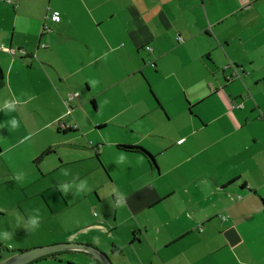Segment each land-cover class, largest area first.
Segmentation results:
<instances>
[{
  "label": "crops",
  "instance_id": "crops-1",
  "mask_svg": "<svg viewBox=\"0 0 264 264\" xmlns=\"http://www.w3.org/2000/svg\"><path fill=\"white\" fill-rule=\"evenodd\" d=\"M0 66V161L27 138L43 143L29 164L63 159L64 143L111 178L116 220L65 241L114 264H264V0H0ZM64 254L28 264H101Z\"/></svg>",
  "mask_w": 264,
  "mask_h": 264
},
{
  "label": "rangeland",
  "instance_id": "rangeland-1",
  "mask_svg": "<svg viewBox=\"0 0 264 264\" xmlns=\"http://www.w3.org/2000/svg\"><path fill=\"white\" fill-rule=\"evenodd\" d=\"M40 119L37 115L36 122ZM53 135L56 141L61 140L60 134ZM112 135L104 133L107 139ZM87 145L93 148L91 142L88 141ZM42 147L43 143L35 145L32 139L27 138L18 144V154L11 151L6 162L0 161V262L7 258L8 247L21 251L72 242L65 241V238L85 234L82 227L92 220L94 213L110 221L116 220L118 208L112 193L113 184L107 182L111 178L100 160L91 156L90 148L79 150L62 143L59 149L64 153L63 159L54 152H45L40 161L29 164V158L35 156V149L39 152ZM128 163L121 164L125 166ZM14 171L19 175L17 179L9 173ZM114 176L117 179V175ZM87 193L89 195L86 196ZM91 198L95 208L91 205ZM118 214L117 221L122 225L123 214ZM146 217L142 214L137 216L139 220ZM33 218L38 219V225L31 224ZM5 233L8 234L7 239L4 238Z\"/></svg>",
  "mask_w": 264,
  "mask_h": 264
},
{
  "label": "water",
  "instance_id": "water-1",
  "mask_svg": "<svg viewBox=\"0 0 264 264\" xmlns=\"http://www.w3.org/2000/svg\"><path fill=\"white\" fill-rule=\"evenodd\" d=\"M67 250H84L91 253L101 264H114L104 251L92 244L81 242H61L34 247L16 253L0 262V264H28L44 256Z\"/></svg>",
  "mask_w": 264,
  "mask_h": 264
},
{
  "label": "trees",
  "instance_id": "trees-1",
  "mask_svg": "<svg viewBox=\"0 0 264 264\" xmlns=\"http://www.w3.org/2000/svg\"><path fill=\"white\" fill-rule=\"evenodd\" d=\"M5 85H6V74H5V71L3 70V68L0 66V90L3 89L5 87ZM78 97H79V93H74V92L70 93L69 97L67 99V102H73ZM66 105H68L67 113H71L73 111V104L69 103ZM260 118H264V115L261 114ZM58 125H59V128L64 130V131H69V130L71 131V129H72L71 126L68 125L63 119H59ZM123 147H125L128 150H136V151L142 152L145 155H147L149 157V159H151V160L154 157L151 153H149L147 151V149H145L142 146L124 145ZM58 254L59 253H54V254H50V255H58Z\"/></svg>",
  "mask_w": 264,
  "mask_h": 264
},
{
  "label": "clouds",
  "instance_id": "clouds-1",
  "mask_svg": "<svg viewBox=\"0 0 264 264\" xmlns=\"http://www.w3.org/2000/svg\"><path fill=\"white\" fill-rule=\"evenodd\" d=\"M50 19H51V18H50ZM51 20H52V19H51ZM180 37H181L180 40H183V37H182V36H180ZM178 39H179V36H178ZM11 48H12V47H11ZM148 49H150V46H148ZM8 53H9V52H8ZM10 54H11V53H10ZM11 55H12V54H11ZM15 55H16V54H15ZM230 66H233V64H232V63H229V64L225 67V69L230 68ZM236 74H237V70H236V68H235L233 71L230 72L229 76H227V77H228L227 79L232 80ZM239 105L242 106L243 104L241 103V104H239ZM8 107L14 110V105H13V104H9ZM12 126H13V128L18 127V123H17V121H16L15 119L12 120ZM31 224L34 225V226L38 225V219L33 218V219L31 220ZM4 238H5V239L8 238V234H7V233L4 234ZM67 251H69V250H67ZM60 252H62V251H60ZM57 253H59V252H57Z\"/></svg>",
  "mask_w": 264,
  "mask_h": 264
},
{
  "label": "built area",
  "instance_id": "built-area-1",
  "mask_svg": "<svg viewBox=\"0 0 264 264\" xmlns=\"http://www.w3.org/2000/svg\"><path fill=\"white\" fill-rule=\"evenodd\" d=\"M50 18L53 20V21H60L61 20V13L60 11H53L51 14H50ZM48 29V28H47ZM179 39H181V37L179 36ZM1 49L3 51H7L9 53H11L12 55H15L16 54V49L15 48H11V47H4L2 46Z\"/></svg>",
  "mask_w": 264,
  "mask_h": 264
}]
</instances>
